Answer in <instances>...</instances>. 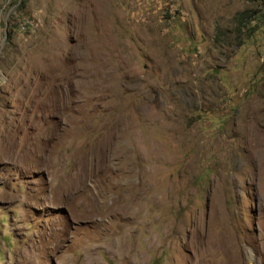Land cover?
I'll return each mask as SVG.
<instances>
[{"label":"rangeland","instance_id":"obj_1","mask_svg":"<svg viewBox=\"0 0 264 264\" xmlns=\"http://www.w3.org/2000/svg\"><path fill=\"white\" fill-rule=\"evenodd\" d=\"M0 264H264V0H0Z\"/></svg>","mask_w":264,"mask_h":264},{"label":"built area","instance_id":"obj_2","mask_svg":"<svg viewBox=\"0 0 264 264\" xmlns=\"http://www.w3.org/2000/svg\"><path fill=\"white\" fill-rule=\"evenodd\" d=\"M30 26H32V22L29 20H22L17 22V27L20 31L27 30Z\"/></svg>","mask_w":264,"mask_h":264},{"label":"bare ground","instance_id":"obj_3","mask_svg":"<svg viewBox=\"0 0 264 264\" xmlns=\"http://www.w3.org/2000/svg\"><path fill=\"white\" fill-rule=\"evenodd\" d=\"M227 243V242H226ZM228 244V243H227Z\"/></svg>","mask_w":264,"mask_h":264}]
</instances>
